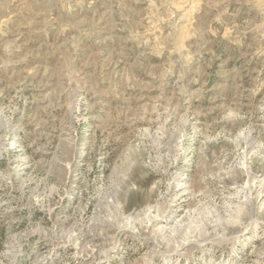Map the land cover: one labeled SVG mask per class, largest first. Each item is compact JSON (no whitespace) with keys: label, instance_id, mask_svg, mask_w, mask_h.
I'll list each match as a JSON object with an SVG mask.
<instances>
[{"label":"rangeland","instance_id":"374dc122","mask_svg":"<svg viewBox=\"0 0 264 264\" xmlns=\"http://www.w3.org/2000/svg\"><path fill=\"white\" fill-rule=\"evenodd\" d=\"M0 264H264V0H0Z\"/></svg>","mask_w":264,"mask_h":264}]
</instances>
